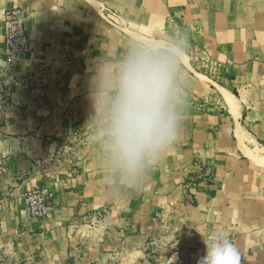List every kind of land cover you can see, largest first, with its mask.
<instances>
[{
    "label": "crops",
    "instance_id": "crops-1",
    "mask_svg": "<svg viewBox=\"0 0 264 264\" xmlns=\"http://www.w3.org/2000/svg\"><path fill=\"white\" fill-rule=\"evenodd\" d=\"M14 7L27 12L30 49L0 114V235L35 232L59 258L85 213L137 201L149 221L135 240L159 234L167 264H198L217 236L241 264H264V0H0L3 67ZM141 52L171 69L172 133L130 170L114 152L113 105ZM194 57L232 75L212 79ZM37 186L55 199L43 218L24 202Z\"/></svg>",
    "mask_w": 264,
    "mask_h": 264
},
{
    "label": "rangeland",
    "instance_id": "rangeland-1",
    "mask_svg": "<svg viewBox=\"0 0 264 264\" xmlns=\"http://www.w3.org/2000/svg\"><path fill=\"white\" fill-rule=\"evenodd\" d=\"M189 48L192 55L196 47ZM194 59L197 69L212 79L232 75L224 65ZM18 64L12 68L0 64V114L10 98L8 86L19 76ZM4 123L0 117V127ZM110 210L85 213L74 228L68 250L59 258L45 257L42 236L11 225L0 235V264H158L167 258L168 250L159 242V234L148 235L143 243L135 240V225L149 221L142 220L141 202L131 201L121 210ZM162 264H167V259Z\"/></svg>",
    "mask_w": 264,
    "mask_h": 264
},
{
    "label": "clouds",
    "instance_id": "clouds-1",
    "mask_svg": "<svg viewBox=\"0 0 264 264\" xmlns=\"http://www.w3.org/2000/svg\"><path fill=\"white\" fill-rule=\"evenodd\" d=\"M170 85V67L151 52L133 55L122 70L113 105L112 136L118 160L130 170L171 138L166 113ZM206 244V255L198 264H241L240 253L223 236Z\"/></svg>",
    "mask_w": 264,
    "mask_h": 264
},
{
    "label": "built area",
    "instance_id": "built-area-1",
    "mask_svg": "<svg viewBox=\"0 0 264 264\" xmlns=\"http://www.w3.org/2000/svg\"><path fill=\"white\" fill-rule=\"evenodd\" d=\"M27 12L21 7L10 8L4 16L5 61L12 68L30 49V37L25 27ZM26 212L31 217H46L55 205L53 193L43 186L24 195Z\"/></svg>",
    "mask_w": 264,
    "mask_h": 264
},
{
    "label": "bare ground",
    "instance_id": "bare-ground-1",
    "mask_svg": "<svg viewBox=\"0 0 264 264\" xmlns=\"http://www.w3.org/2000/svg\"><path fill=\"white\" fill-rule=\"evenodd\" d=\"M148 42L151 44V45H153V46H155V45H157L158 43H155L154 41H149L148 40ZM231 100V99H230Z\"/></svg>",
    "mask_w": 264,
    "mask_h": 264
}]
</instances>
